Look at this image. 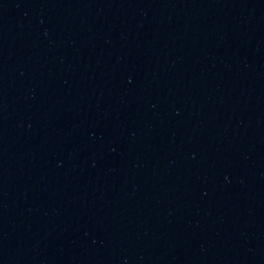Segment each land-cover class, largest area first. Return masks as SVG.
Instances as JSON below:
<instances>
[{"label": "water", "instance_id": "95a60500", "mask_svg": "<svg viewBox=\"0 0 264 264\" xmlns=\"http://www.w3.org/2000/svg\"><path fill=\"white\" fill-rule=\"evenodd\" d=\"M0 264H264V0H0Z\"/></svg>", "mask_w": 264, "mask_h": 264}]
</instances>
